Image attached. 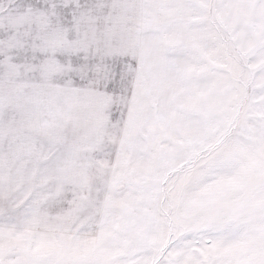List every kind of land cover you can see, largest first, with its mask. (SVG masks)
<instances>
[{"label": "snow or ice", "instance_id": "snow-or-ice-1", "mask_svg": "<svg viewBox=\"0 0 264 264\" xmlns=\"http://www.w3.org/2000/svg\"><path fill=\"white\" fill-rule=\"evenodd\" d=\"M0 264H264V0H0Z\"/></svg>", "mask_w": 264, "mask_h": 264}]
</instances>
